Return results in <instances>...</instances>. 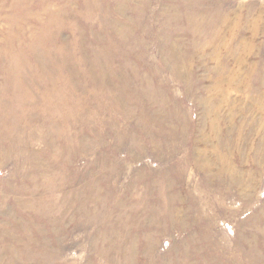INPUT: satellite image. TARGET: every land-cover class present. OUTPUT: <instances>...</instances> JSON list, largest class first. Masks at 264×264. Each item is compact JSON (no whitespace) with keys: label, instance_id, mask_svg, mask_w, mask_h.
I'll list each match as a JSON object with an SVG mask.
<instances>
[{"label":"rangeland","instance_id":"obj_1","mask_svg":"<svg viewBox=\"0 0 264 264\" xmlns=\"http://www.w3.org/2000/svg\"><path fill=\"white\" fill-rule=\"evenodd\" d=\"M0 264H264V0H0Z\"/></svg>","mask_w":264,"mask_h":264}]
</instances>
